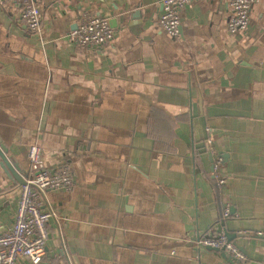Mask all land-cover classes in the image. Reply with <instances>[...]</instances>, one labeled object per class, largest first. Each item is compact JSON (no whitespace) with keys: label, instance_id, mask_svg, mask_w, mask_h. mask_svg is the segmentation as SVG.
I'll list each match as a JSON object with an SVG mask.
<instances>
[{"label":"crops","instance_id":"0c3cea01","mask_svg":"<svg viewBox=\"0 0 264 264\" xmlns=\"http://www.w3.org/2000/svg\"><path fill=\"white\" fill-rule=\"evenodd\" d=\"M31 1L40 34L0 0V140L24 179L31 143L74 175L45 191L55 217L38 264H229L191 244L220 234L226 204L246 255L233 264H264V0L235 33L230 0H191L177 38L159 25L162 0ZM84 14L114 30L98 50L68 36ZM16 175L0 162V233Z\"/></svg>","mask_w":264,"mask_h":264},{"label":"built area","instance_id":"2783aa9c","mask_svg":"<svg viewBox=\"0 0 264 264\" xmlns=\"http://www.w3.org/2000/svg\"><path fill=\"white\" fill-rule=\"evenodd\" d=\"M14 2L20 3V19L29 32L40 34L42 25L36 4L31 0ZM190 2L191 0H162L159 25L167 34L179 37L181 11ZM258 2L259 0H230L227 31L235 33L245 29L250 20L251 7ZM68 36L79 47L98 50L113 39L114 30L107 18L84 14ZM27 158L29 175L21 185L15 221L8 231L0 233V264H21V259L38 264L43 260L48 239L47 222L55 217L44 199L45 191L51 188L69 190L74 184V175L69 166L63 165L57 170L46 167L39 144L28 145ZM228 212L229 205L226 204L222 217H227ZM196 246L218 248L239 263L246 261V255L224 233L216 236L202 235Z\"/></svg>","mask_w":264,"mask_h":264},{"label":"water","instance_id":"95a60500","mask_svg":"<svg viewBox=\"0 0 264 264\" xmlns=\"http://www.w3.org/2000/svg\"><path fill=\"white\" fill-rule=\"evenodd\" d=\"M6 153H7V149H6V147L2 144V142H1V140H0V162L2 163V165H3V167H5V170L11 175V177L13 178V179H18V177H17V175H16V173L17 174H19L20 176H21V179L23 180V183L25 182V179L23 178V176H22V174H21V172H22V170H21V166H19V165H17V163L15 162V160H14V158L11 156V155H9V156H7L6 155ZM224 157V156H223ZM213 156L212 155H210L209 156V160L212 162V160H213ZM16 172V173H15ZM19 180V179H18ZM22 183V184H23ZM232 212H234L233 211V209H229V212H228V215L229 214H232ZM228 217V216H227ZM226 217V218H227ZM225 218V219H226ZM224 218H222V220H221V223L220 224H218L217 225V229H218V233H224L226 236H227V238H228V240H233L234 238H235V235H233V234H231V233H229L228 231H226V230H224L223 229V227H224V223H225V221L223 220ZM200 239V237L199 236H195V237H193L192 238V240H191V244L193 245V244H195L196 245V242L198 241ZM233 242L235 243V241L233 240ZM236 244V243H235ZM238 248H239V250H241L242 251V249H241V247L240 246H237ZM199 248H201V249H207V250H210V251H215V252H218V253H221V255L225 258V260L229 263V264H233L234 263V258L231 256V255H229V254H227V253H225L224 251H222V250H220V249H218V248H212V247H210V246H204V247H201V246H199Z\"/></svg>","mask_w":264,"mask_h":264}]
</instances>
